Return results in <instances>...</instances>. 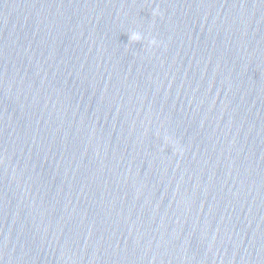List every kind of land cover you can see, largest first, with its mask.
Listing matches in <instances>:
<instances>
[{
  "label": "water",
  "instance_id": "obj_1",
  "mask_svg": "<svg viewBox=\"0 0 264 264\" xmlns=\"http://www.w3.org/2000/svg\"><path fill=\"white\" fill-rule=\"evenodd\" d=\"M0 264H264V0H0Z\"/></svg>",
  "mask_w": 264,
  "mask_h": 264
}]
</instances>
